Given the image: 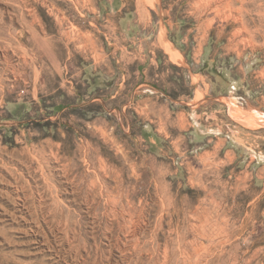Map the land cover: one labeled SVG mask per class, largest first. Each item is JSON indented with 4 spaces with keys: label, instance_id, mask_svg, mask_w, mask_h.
I'll return each instance as SVG.
<instances>
[{
    "label": "rangeland",
    "instance_id": "1",
    "mask_svg": "<svg viewBox=\"0 0 264 264\" xmlns=\"http://www.w3.org/2000/svg\"><path fill=\"white\" fill-rule=\"evenodd\" d=\"M119 7L151 9L167 53L201 26L238 42L225 51L241 65L264 56V0H0V105L30 67L38 78L48 41L86 42L102 28L97 12ZM32 120L0 130V264H261L246 245L264 225L225 175L187 179L113 115Z\"/></svg>",
    "mask_w": 264,
    "mask_h": 264
},
{
    "label": "crops",
    "instance_id": "2",
    "mask_svg": "<svg viewBox=\"0 0 264 264\" xmlns=\"http://www.w3.org/2000/svg\"><path fill=\"white\" fill-rule=\"evenodd\" d=\"M151 15L138 7L99 10L102 28L86 42L63 48L48 41L38 78L30 67L19 91L0 105V130L26 131L33 117L44 125L113 115L137 129L152 154L180 162L187 179L225 175L248 194L246 216L264 225V56L241 65L225 51L238 42L212 39L211 28L201 26L192 38L189 29L181 42H170L167 53ZM184 77L186 93L176 89ZM247 237H257L246 245L247 261L264 264V234Z\"/></svg>",
    "mask_w": 264,
    "mask_h": 264
}]
</instances>
